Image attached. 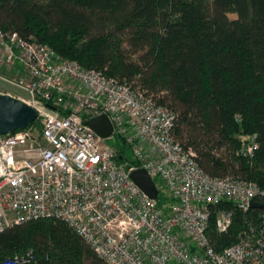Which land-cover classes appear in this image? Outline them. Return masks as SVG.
<instances>
[{
    "label": "built area",
    "instance_id": "obj_1",
    "mask_svg": "<svg viewBox=\"0 0 264 264\" xmlns=\"http://www.w3.org/2000/svg\"><path fill=\"white\" fill-rule=\"evenodd\" d=\"M0 50V83L26 100L6 94L37 114L34 126L0 136V231L59 221L106 264H264V226L222 251L207 236L213 208L227 201L247 212L256 198L264 204V191L252 182L205 174L193 151L175 141L172 111L129 83L16 33L0 31ZM101 115L138 166L118 164L107 139L84 125ZM243 140L242 155L252 158L255 136ZM137 169L172 201L166 213L130 179ZM231 216L218 213L220 234ZM31 261L28 252L4 264Z\"/></svg>",
    "mask_w": 264,
    "mask_h": 264
},
{
    "label": "trees",
    "instance_id": "obj_2",
    "mask_svg": "<svg viewBox=\"0 0 264 264\" xmlns=\"http://www.w3.org/2000/svg\"><path fill=\"white\" fill-rule=\"evenodd\" d=\"M0 31L143 91L176 115L174 139L205 174L264 191V0H0ZM250 136L252 158L242 155ZM114 150L118 164L138 166L123 142ZM156 186L166 213L172 201ZM220 211L232 214L223 234ZM263 226L264 210L223 201L207 236L222 251ZM28 252L30 264H106L54 220L0 231V264Z\"/></svg>",
    "mask_w": 264,
    "mask_h": 264
},
{
    "label": "water",
    "instance_id": "obj_3",
    "mask_svg": "<svg viewBox=\"0 0 264 264\" xmlns=\"http://www.w3.org/2000/svg\"><path fill=\"white\" fill-rule=\"evenodd\" d=\"M36 117V112L27 104L7 94L0 93V136L24 130L35 122ZM84 125L102 139H108L112 136L113 127L105 115L87 120ZM129 176L133 183L150 199H158V189L144 169L134 170ZM250 208L264 210V204L251 202Z\"/></svg>",
    "mask_w": 264,
    "mask_h": 264
},
{
    "label": "rangeland",
    "instance_id": "obj_4",
    "mask_svg": "<svg viewBox=\"0 0 264 264\" xmlns=\"http://www.w3.org/2000/svg\"><path fill=\"white\" fill-rule=\"evenodd\" d=\"M231 18H233V16H230ZM0 54H1V50H0ZM1 72V71H0ZM2 92V94L4 93V94H10V95H12V96H15V97H17V98H19V99H22V100H26V96L21 92V91H19L17 88H14V87H12V86H9V85H4V84H1L0 83V93ZM18 99V100H19ZM245 139H247V138H245ZM106 144L108 145V146H110V147H113V148H116V147H118L119 145H122V141L118 138V137H116V136H112V137H110V138H108L107 140H106ZM126 156L127 157H130V158H132L133 156H132V153L130 152V150L128 149L127 151H126Z\"/></svg>",
    "mask_w": 264,
    "mask_h": 264
}]
</instances>
